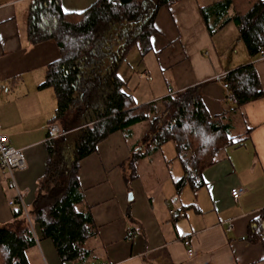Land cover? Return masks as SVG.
Returning a JSON list of instances; mask_svg holds the SVG:
<instances>
[{"label": "crops", "instance_id": "0c3cea01", "mask_svg": "<svg viewBox=\"0 0 264 264\" xmlns=\"http://www.w3.org/2000/svg\"><path fill=\"white\" fill-rule=\"evenodd\" d=\"M31 1L0 0V133L23 151L27 164L15 174L18 191L0 170V227L13 222L19 206L27 213L33 209L46 171L49 123L57 110L54 90L40 86L60 52L53 41L29 42ZM97 1L61 4L65 13L78 15ZM258 1L264 0H176L161 8L151 50L142 54L133 48L119 70L135 106L201 86L206 110L221 116L235 106L223 87L225 75L249 64L264 91V58L249 55L238 28L229 22ZM230 119L232 137L243 142L218 156L196 191L190 185L176 189L184 169L172 142L173 147L167 143L140 159L134 176L132 149L140 144L146 125L140 136L135 126L129 139L116 132L100 143L81 162L78 175L84 209L96 228L85 243L91 253L85 263L264 264V245L247 240L250 224L264 210V97ZM237 187L244 193L234 201L231 191ZM30 227L36 246L27 252L29 264H76L60 259L38 224L30 222Z\"/></svg>", "mask_w": 264, "mask_h": 264}, {"label": "trees", "instance_id": "16d2710c", "mask_svg": "<svg viewBox=\"0 0 264 264\" xmlns=\"http://www.w3.org/2000/svg\"><path fill=\"white\" fill-rule=\"evenodd\" d=\"M175 1L98 0L78 15L65 13L61 0L31 1L29 42L53 41L60 52L40 89L54 90L57 110L49 127L58 125L64 135L47 139L46 171L29 221L19 206L13 222L0 227V264H29L27 252L36 246L30 222L38 224L42 236L54 242L62 261H88L91 253L85 243L95 236L96 228L84 209L78 175L81 162L112 134L122 132L129 139L133 127L147 126L140 144L132 149L129 163L134 176L140 159L172 142L184 169V177L176 183L178 191L186 185L201 189L203 172L217 163L224 150L243 142L231 135L230 115L264 97L252 64L225 75L224 82L237 102L221 116L208 113L201 86L139 107L124 91L121 66L133 48L138 47L142 54L151 50L158 13ZM229 22L238 28L249 55L259 56L264 49V1ZM247 240L264 245V210L250 224Z\"/></svg>", "mask_w": 264, "mask_h": 264}, {"label": "built area", "instance_id": "2783aa9c", "mask_svg": "<svg viewBox=\"0 0 264 264\" xmlns=\"http://www.w3.org/2000/svg\"><path fill=\"white\" fill-rule=\"evenodd\" d=\"M260 57L264 58V49L260 52ZM217 80L221 81L223 76H217ZM223 87L228 92V101L231 104H236V98L235 96L230 92L229 86L227 83H223ZM64 135V132L60 129L58 125H52L49 128L48 132V139H57ZM27 168L26 159L24 156L23 151L17 150L13 148L8 141V138L0 133V170L4 173H6L9 177V184L12 188L16 189L18 191L17 186V180H16V172L22 171ZM244 193V189L237 187L232 189L231 195L234 201H238L242 194ZM19 200L22 199V195L18 193ZM11 205L15 204L14 202H10ZM24 213L29 221V215L24 209ZM173 215L175 213H172ZM231 230V227L229 228ZM186 245H189V242L186 241ZM190 255L192 254V251H189ZM78 264H111V263H105V262H88V263H78Z\"/></svg>", "mask_w": 264, "mask_h": 264}, {"label": "rangeland", "instance_id": "374dc122", "mask_svg": "<svg viewBox=\"0 0 264 264\" xmlns=\"http://www.w3.org/2000/svg\"><path fill=\"white\" fill-rule=\"evenodd\" d=\"M240 41H241V40H240ZM240 43H242V42H240ZM60 123H61V124H60ZM60 123H59V124L63 126V125H64V120L60 121ZM144 125H145V124H140V125H137V126H136V128H135L136 135L140 136L139 134L142 133L143 128H144ZM168 145L171 146V147H173L172 143H171V144L168 143Z\"/></svg>", "mask_w": 264, "mask_h": 264}, {"label": "water", "instance_id": "95a60500", "mask_svg": "<svg viewBox=\"0 0 264 264\" xmlns=\"http://www.w3.org/2000/svg\"><path fill=\"white\" fill-rule=\"evenodd\" d=\"M131 196V195H130Z\"/></svg>", "mask_w": 264, "mask_h": 264}]
</instances>
